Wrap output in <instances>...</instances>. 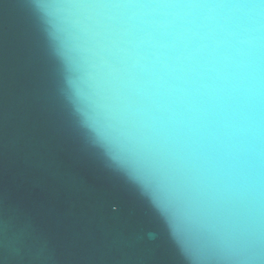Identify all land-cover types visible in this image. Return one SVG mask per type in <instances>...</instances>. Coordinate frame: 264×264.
Returning <instances> with one entry per match:
<instances>
[{
  "label": "water",
  "instance_id": "water-1",
  "mask_svg": "<svg viewBox=\"0 0 264 264\" xmlns=\"http://www.w3.org/2000/svg\"><path fill=\"white\" fill-rule=\"evenodd\" d=\"M86 2L0 0V264H250L264 6Z\"/></svg>",
  "mask_w": 264,
  "mask_h": 264
},
{
  "label": "snow or ice",
  "instance_id": "snow-or-ice-1",
  "mask_svg": "<svg viewBox=\"0 0 264 264\" xmlns=\"http://www.w3.org/2000/svg\"><path fill=\"white\" fill-rule=\"evenodd\" d=\"M96 0H87L86 6H94ZM245 6H255L259 3L264 6V0H244ZM102 42L109 49L115 52H123L128 46V39L126 36L119 32H114L113 35L107 39L102 36ZM196 46V42L192 41V47ZM181 55L185 57L191 56L193 59H197L190 51H181ZM131 59V58H130ZM244 260L250 262H259V264H264V248H257L254 244H248L241 250Z\"/></svg>",
  "mask_w": 264,
  "mask_h": 264
}]
</instances>
